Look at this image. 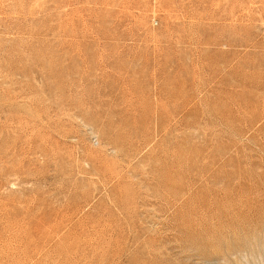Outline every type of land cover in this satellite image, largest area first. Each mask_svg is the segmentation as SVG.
<instances>
[{
    "label": "rangeland",
    "instance_id": "rangeland-1",
    "mask_svg": "<svg viewBox=\"0 0 264 264\" xmlns=\"http://www.w3.org/2000/svg\"><path fill=\"white\" fill-rule=\"evenodd\" d=\"M0 264H264V0H0Z\"/></svg>",
    "mask_w": 264,
    "mask_h": 264
}]
</instances>
